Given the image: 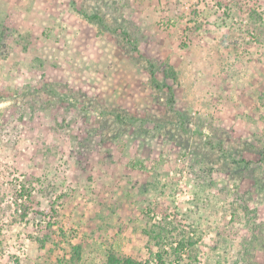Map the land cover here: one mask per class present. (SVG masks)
<instances>
[{
  "label": "rangeland",
  "instance_id": "obj_1",
  "mask_svg": "<svg viewBox=\"0 0 264 264\" xmlns=\"http://www.w3.org/2000/svg\"><path fill=\"white\" fill-rule=\"evenodd\" d=\"M112 253L264 264V0H0V264Z\"/></svg>",
  "mask_w": 264,
  "mask_h": 264
},
{
  "label": "trees",
  "instance_id": "obj_2",
  "mask_svg": "<svg viewBox=\"0 0 264 264\" xmlns=\"http://www.w3.org/2000/svg\"><path fill=\"white\" fill-rule=\"evenodd\" d=\"M72 1H74V0H72ZM154 67H155L154 65H152V67H151V71L153 73H154ZM154 82H155V78H154ZM156 84H158V83L156 82ZM25 194H27V191L23 190V192H21V197H24ZM19 207L20 208L23 207V209H24L23 210V214H22L21 217H23V218L27 217L29 208H27L25 205L24 206H19ZM183 247H185L184 244L181 245V249ZM107 262H108V264H144L141 261H137V260L132 259L130 257H120V256H118L116 254H113V253L108 256V261Z\"/></svg>",
  "mask_w": 264,
  "mask_h": 264
}]
</instances>
